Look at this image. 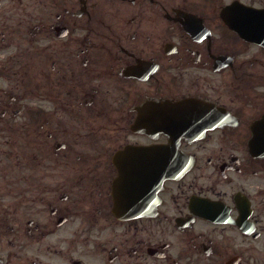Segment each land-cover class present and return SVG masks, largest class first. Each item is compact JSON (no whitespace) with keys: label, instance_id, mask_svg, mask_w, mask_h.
Here are the masks:
<instances>
[{"label":"flooded vegetation","instance_id":"obj_1","mask_svg":"<svg viewBox=\"0 0 264 264\" xmlns=\"http://www.w3.org/2000/svg\"><path fill=\"white\" fill-rule=\"evenodd\" d=\"M0 264H264V0H0Z\"/></svg>","mask_w":264,"mask_h":264}]
</instances>
